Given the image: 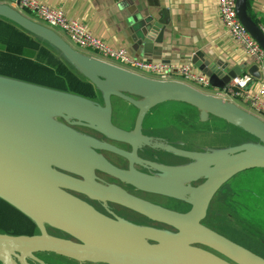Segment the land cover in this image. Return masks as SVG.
<instances>
[{"label":"water","instance_id":"1","mask_svg":"<svg viewBox=\"0 0 264 264\" xmlns=\"http://www.w3.org/2000/svg\"><path fill=\"white\" fill-rule=\"evenodd\" d=\"M248 4L249 0H237L238 17L264 49V29L249 13ZM0 20L44 44L81 81L92 85L97 95L96 99L0 74V199L36 227L33 234L0 229V264H55L42 253L80 264H264L263 257L203 224L213 197L226 182L242 171L264 169V118L217 94L243 71L262 81L263 70L257 62L228 68V63L197 52L192 62L208 77L216 90L213 93L182 80L147 76L83 52L54 28L31 18L12 3L0 1ZM167 24L166 19L148 17L142 24L144 40H152ZM28 50L31 52L24 56L36 60V52ZM113 98L126 100L137 109L131 130L114 124ZM166 102L195 107L198 114L190 110L189 120L218 119L220 123L211 130L197 132L210 134L216 129L229 141L220 147H201L189 138V149H183L144 134L147 114ZM74 126L91 128L128 144L132 151L103 142ZM191 126L189 123V132ZM139 149L163 150L189 161L176 166L159 165L141 158ZM97 150L124 157L130 161V169L113 165ZM135 162L146 163L149 172L136 169ZM97 170L140 191L187 202L191 208L172 210L118 185L103 184ZM197 182L200 183L194 185ZM76 193L105 205H123L171 229L113 218ZM198 244L213 248L230 261Z\"/></svg>","mask_w":264,"mask_h":264},{"label":"crops","instance_id":"2","mask_svg":"<svg viewBox=\"0 0 264 264\" xmlns=\"http://www.w3.org/2000/svg\"><path fill=\"white\" fill-rule=\"evenodd\" d=\"M39 1L62 9L71 19L85 22L92 33L107 45L126 49L131 56L140 60L164 61L178 66L186 62L193 64V56L203 52L208 59L228 63V68L244 63L248 67L255 63V59L223 25L218 0ZM248 11L264 29V0H249ZM150 16H154L156 21L166 19L168 24L146 42L142 36V24ZM194 70L202 73L195 65ZM245 73L243 71L242 74ZM261 83L252 79L245 92L258 95L264 101V93H260ZM205 87L207 92H216L211 86ZM235 99L253 109L246 96ZM256 112L264 118L263 112Z\"/></svg>","mask_w":264,"mask_h":264},{"label":"flooded vegetation","instance_id":"3","mask_svg":"<svg viewBox=\"0 0 264 264\" xmlns=\"http://www.w3.org/2000/svg\"><path fill=\"white\" fill-rule=\"evenodd\" d=\"M96 96L97 95L94 94L91 97H95L97 99ZM174 108L175 107H170L167 105L164 107V105L162 104L155 107L152 111H150V113L147 114V117L144 121L143 133L163 139L164 141L169 142L179 148L189 149V144H190L189 118L191 117L189 115V110L186 113H181V112H177ZM114 124L116 123L114 122ZM133 127H134V122L132 126H129L128 128H124V129L131 130ZM74 128L83 133L98 138L103 142L110 143L124 150L132 151L131 146H129L128 144L107 138L91 128H87L83 126H74ZM176 143L179 144L176 145ZM97 151L103 154L113 165L125 170L130 169L131 163L129 160L125 159L124 157L107 150H97ZM138 155L143 159L157 162L156 164L166 165V166H176L189 161L188 159L180 158L172 153L163 150L139 149ZM133 166L142 172L145 173L149 172V170L146 169L147 167L146 163L142 164L135 162ZM151 172L155 174L160 173L159 171H155V170H151ZM96 175L98 176L99 182L107 185L108 184L118 185L124 188L125 190L129 191L131 194L139 198L145 199L147 201H150L154 204H158L163 207L180 212L187 211L191 208V205L187 202L161 194L140 191L137 188H134L133 186L120 181L118 178L103 173L99 170L96 171ZM230 180L226 182L213 197L211 201V208L206 218L203 220V224H205L212 230L216 231L217 233L225 236L229 240L245 247L246 249L264 258V228L260 225L261 221L257 218L259 203L254 202L264 197V194L260 193L261 195H258L253 189L248 188L245 183L242 182L230 183ZM200 182H197L194 185H197ZM231 184H233L232 188L230 187ZM76 195L87 200L88 202L93 204L99 211L113 218L119 216L128 219L127 218L128 216H126L125 211L130 210L142 218V219H137L139 221H135V222L145 223L152 226L167 227L171 229L170 226L166 224L162 225L158 222L152 221L148 219L146 216L138 212H135L129 208H126L123 205L114 202H109L105 205L104 203H101L97 200L96 201L91 200L82 194L76 193ZM245 198H249L254 201L249 203H243L242 200ZM217 199L220 204L218 210L213 207ZM165 202L169 204L166 205ZM247 207L250 210V215L249 216L242 215V213L239 210L241 208L247 209ZM212 218H216L214 219L215 222H208L211 221ZM246 226H249V229H246ZM258 236L261 239H257L256 237ZM197 246H200L230 261V259H228L225 255L214 250L211 247L205 245H199V244ZM230 262L235 264L232 261Z\"/></svg>","mask_w":264,"mask_h":264},{"label":"built area","instance_id":"4","mask_svg":"<svg viewBox=\"0 0 264 264\" xmlns=\"http://www.w3.org/2000/svg\"><path fill=\"white\" fill-rule=\"evenodd\" d=\"M11 1L12 2L9 3L19 6L20 10H22V12L26 15H35L40 17L48 23V26L61 29L77 45L83 48H90L105 57L114 59L122 64L129 65L148 73H142L144 75L151 77H154L152 75H157L158 77L154 78L160 79H178L182 81L189 80L203 86H210L208 77L202 73H197L194 70V65L190 62L174 66L167 64L164 61H146L137 59L131 56L126 49H115L107 45L103 40L96 37L92 33L89 26L85 22L69 18L62 9L52 8L44 3H41L39 0ZM236 3L237 0H218L220 19L232 38L238 44L242 45L246 52L255 59V62L261 66L263 70V80L261 83L260 93H264V49L241 23L237 14ZM178 76L182 77L184 80ZM251 80L252 78L246 73L241 74L234 78L225 89L217 91V94L233 100L241 96H246L251 102L255 112L259 111L264 113V101H261L258 95L252 96L245 92Z\"/></svg>","mask_w":264,"mask_h":264},{"label":"trees","instance_id":"5","mask_svg":"<svg viewBox=\"0 0 264 264\" xmlns=\"http://www.w3.org/2000/svg\"><path fill=\"white\" fill-rule=\"evenodd\" d=\"M0 44L7 46L6 51H0V74L59 89L72 90L84 95L95 94L92 85L81 81L49 50L39 51L38 46H45L44 44L29 39L4 20H0ZM28 49L38 53L39 62L31 61L29 59L32 58L27 56L25 57L28 60L20 56L21 54L24 56ZM0 227L16 234H33L35 224L20 211L0 199Z\"/></svg>","mask_w":264,"mask_h":264},{"label":"rangeland","instance_id":"6","mask_svg":"<svg viewBox=\"0 0 264 264\" xmlns=\"http://www.w3.org/2000/svg\"><path fill=\"white\" fill-rule=\"evenodd\" d=\"M0 1L1 2H6V1L12 2L11 0H0ZM30 16L33 19L48 25V23L46 21H44L42 18L37 17L35 15H30ZM53 28L56 31H58L59 33H61V35H63V37H65L67 39V41H69L74 47H76L77 49H79V50H81L83 52H86L88 54L101 57L103 59H106L107 61H110V62L114 63V64L129 68V69H133V70L139 71V72L144 73V74H148L147 72H145L143 70H140V69H137V68H133V67H131L129 65L122 64V63H120V62H118V61H116L114 59L105 57V56L95 52L94 50H92L90 48H83V47L77 45L76 43H74L64 31H62L61 29H59L57 27H53ZM24 35H26V34H24ZM28 48H30V47H28ZM6 49H7V46H5V45L3 46V45L0 44V51H6ZM38 49H39V51L40 50H46V51L48 50L44 46H38ZM28 52H31V51L27 50L26 53H28ZM15 54L16 53H14V55ZM36 54H37L36 60H34V59H29V60L34 61V62H39L38 53L36 52ZM20 56L22 58H24V59H27L22 54ZM152 76L158 77L157 75H152ZM179 78L183 79L182 77H179ZM185 81H187L188 83H191V84H193V85H195V86H197V87H199V88H201L203 90H207V87H205V86H203L201 84H198V83H195V82L189 81V80H185ZM113 99H114V103H115L114 107H113V120L116 123V125H118L121 128H128L129 126H132L133 122H135V117L137 115V109L134 106H132L129 102H127L126 100H123V99H120V98H113ZM116 100H117V102H116ZM234 100L239 105H242L243 107L247 108L248 110H251V111L255 112L249 105H246V104L240 102L237 99H234ZM163 105H164V107L166 105L170 106V107H175L174 109L177 112L186 113L188 110L189 111L193 110L192 112L194 114H198L197 113V109L195 107H192L191 105H187L185 103H181V102H166ZM255 113H257V112H255ZM189 123L192 124V126H191L192 132H189V138L191 139V143H193V144H196V145L201 146V147H220L222 145H226V143L229 141L227 136L223 137L222 133H218V132L215 131L216 129L211 131L210 134L209 133H204L203 131L197 132L200 129L206 130V131L211 130L212 126L215 123H220V121H218V119H216V121H213V122H210V121L202 122V121H200L198 119H190ZM192 148H193V146H192ZM232 182L233 183L234 182L235 183L236 182L237 183H240V182L245 183L247 185V187L253 189L256 192V194H258V195L264 194V169L263 168H253V169H248V170L242 171V172H240L239 174H237L236 176H234L230 180V183H232ZM232 185L233 184H231V186H230L231 188H232ZM218 199L215 201L216 203L213 206L217 210H218V207H220ZM252 201H254V200L249 199V198H245V199L242 200L243 203H249V202H252ZM254 202L259 203V210L257 212V218L261 221L260 225L264 228V197H262L258 201H254ZM165 204L167 205L169 203L165 202ZM239 211L242 213V215H245V216H249L250 215V210H249L248 207H247V209L246 208H241ZM125 212H126L125 213L126 216H128L127 218L129 220H131V221H139L137 219H142L136 213H134V212H132L130 210L129 211H125ZM214 219H216V218H212V220L208 221V222H215ZM20 226L24 227L23 225H20ZM0 229H4V228L0 227ZM246 229H249V226H246ZM34 232H36V227L34 228ZM256 238L257 239H261L259 236L256 237ZM42 256L45 259H47L49 261H52L55 264H80V262H77L75 260H71V259H68V258H65V257H62V256L51 254V253H42Z\"/></svg>","mask_w":264,"mask_h":264}]
</instances>
